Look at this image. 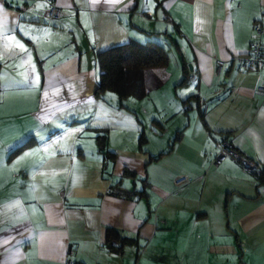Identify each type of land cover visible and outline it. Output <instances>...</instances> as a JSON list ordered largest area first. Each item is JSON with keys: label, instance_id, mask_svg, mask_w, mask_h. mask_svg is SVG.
Returning a JSON list of instances; mask_svg holds the SVG:
<instances>
[{"label": "crops", "instance_id": "obj_1", "mask_svg": "<svg viewBox=\"0 0 264 264\" xmlns=\"http://www.w3.org/2000/svg\"><path fill=\"white\" fill-rule=\"evenodd\" d=\"M55 1L0 0V264H264V185L212 163L227 139L264 171V0ZM128 42L167 63L97 94Z\"/></svg>", "mask_w": 264, "mask_h": 264}, {"label": "trees", "instance_id": "obj_2", "mask_svg": "<svg viewBox=\"0 0 264 264\" xmlns=\"http://www.w3.org/2000/svg\"><path fill=\"white\" fill-rule=\"evenodd\" d=\"M166 50L157 44H139L128 42L115 46L97 54L99 66V82L97 94L113 92L119 98L145 95L143 83L144 71L150 68L164 66L167 63ZM260 185H264V171L255 172ZM114 229H107L106 246L110 249H120L130 242Z\"/></svg>", "mask_w": 264, "mask_h": 264}, {"label": "built area", "instance_id": "obj_3", "mask_svg": "<svg viewBox=\"0 0 264 264\" xmlns=\"http://www.w3.org/2000/svg\"><path fill=\"white\" fill-rule=\"evenodd\" d=\"M21 3H30L36 1H44L48 3L47 10V18L52 20L59 16V7L56 4L55 0H16ZM255 36H259L261 34V29L258 26H254ZM244 64L248 67L252 68H262L264 67V43H262L258 39H254L251 41L247 56L244 58ZM257 92L261 95H264V87L257 88ZM227 157H232L237 159L240 164L248 171L255 172L257 170L256 163L243 156L236 149H234L230 142L227 139H222L218 143V151L213 158V165L217 166L221 161H223ZM185 180V178H181L175 181V184H179L181 181ZM64 264H74V262L70 259L66 260Z\"/></svg>", "mask_w": 264, "mask_h": 264}]
</instances>
